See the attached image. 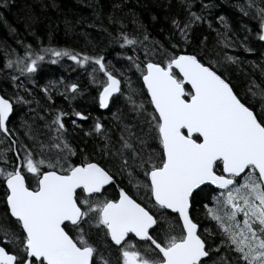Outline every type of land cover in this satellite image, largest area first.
I'll list each match as a JSON object with an SVG mask.
<instances>
[{"label": "snow or ice", "instance_id": "snow-or-ice-1", "mask_svg": "<svg viewBox=\"0 0 264 264\" xmlns=\"http://www.w3.org/2000/svg\"><path fill=\"white\" fill-rule=\"evenodd\" d=\"M179 6L166 17L168 46L150 40L130 9L134 35L108 14L117 26L108 43L119 45L117 57L126 62L119 68L103 50L89 55L44 44L28 31L31 15L24 29L35 44L23 37L15 48L0 42V73L13 89L0 90V264H264V65L259 79L237 92L227 68L239 57L223 51L235 47L227 18L215 17L221 31L208 19L211 0ZM233 7L255 21L256 38L264 41V0H236ZM198 24L216 33V43L196 38L200 51L189 52ZM240 28V47L252 52V29ZM62 57L91 68L99 109H110L117 94L125 101L112 112L115 137L99 117L84 133L102 141L91 154L73 146L68 113L51 106V88L62 81L39 86L46 106L25 86H36L44 61ZM64 87L65 99L80 93L77 83ZM78 154L83 158L74 162ZM201 211L215 229L202 227Z\"/></svg>", "mask_w": 264, "mask_h": 264}, {"label": "trees", "instance_id": "trees-1", "mask_svg": "<svg viewBox=\"0 0 264 264\" xmlns=\"http://www.w3.org/2000/svg\"><path fill=\"white\" fill-rule=\"evenodd\" d=\"M204 2L208 3L209 0H204ZM211 2L216 5L208 14V19L212 21V27L223 31L215 19L216 16L222 14L228 20L229 35L235 33V36L232 37L235 47L223 49V51L239 57L238 64L228 65L227 75L236 86V91L243 94L248 79H259L260 77V66L264 65V59H262L264 41H259L256 38L255 21L244 17L237 8L233 7L236 0H211ZM113 4H122V8L114 10ZM166 5H170V7L166 8ZM129 9L135 13V19L143 25L150 40H156L168 46L167 37L171 35V25L166 17H171L180 11L179 0H8V7L0 6V42H5L15 48V40L23 37L26 42L35 44L34 37L26 34L24 29L25 19L31 15L32 20L29 22L28 31H34L44 44L50 42L52 46L68 48L76 52H87L89 55L100 54L103 50L107 58L119 68L121 64H126V62L117 57V53L122 51L119 45L108 43L110 39L108 33L116 35L117 26L110 24L107 17L109 13H113L115 17L121 19L124 25L123 30L134 35L135 25L132 22L133 16L128 14ZM78 21L79 23H77ZM241 24L252 29L248 39V46L253 49L252 52H246L240 47V42L246 35V32L240 28ZM13 29L16 30V33H13ZM103 29H107V31ZM204 36L208 37L210 46L216 43V33L211 31L206 24H198L194 29V43L187 48V51L199 52L200 49L195 47V44L198 43L196 38ZM217 51H221V49L218 48ZM140 55L142 59V53ZM249 61L255 62L257 67L254 68ZM88 71H91L90 67ZM88 71L67 57L60 58V62L56 64L46 60L41 64L35 76L36 86L33 87L31 84L25 86L32 89L33 97L38 99L41 105L46 106L44 94L40 92L39 86L49 81L54 82V84L62 81V83L55 84L51 88L53 97L51 106L68 113L63 119L73 146L78 149L84 148L86 154H91L93 146L102 141L95 133L90 136H85L84 133L91 130L94 118L99 117L101 123L105 125V132L115 137L118 133V127L112 120V112L117 107H123L125 101L123 97L117 94L115 103L110 109H99L95 99L97 88L91 83ZM137 76L138 74H134V70L130 74L134 86L139 88L142 81L136 83ZM69 83H77L80 88V93L74 99L70 97V94H68L69 99H65L64 86ZM5 84L6 89L3 87ZM0 89L7 90L9 94L13 91L10 81L5 78L4 73H0ZM32 107H36V105L33 104ZM24 111L26 109L23 108L21 112ZM74 111L84 113L88 119L71 118L70 116ZM73 119L77 121L78 127L72 125ZM18 136L22 137V131ZM83 155L78 154L77 157L73 158V161L79 162ZM118 183L120 186H125L127 181L118 179ZM2 192L3 189L0 187V195ZM2 211L3 209L0 207V212ZM198 219L201 220V224L205 222L204 218L198 216ZM113 255H115V251H113Z\"/></svg>", "mask_w": 264, "mask_h": 264}, {"label": "flooded vegetation", "instance_id": "flooded-vegetation-1", "mask_svg": "<svg viewBox=\"0 0 264 264\" xmlns=\"http://www.w3.org/2000/svg\"><path fill=\"white\" fill-rule=\"evenodd\" d=\"M0 90H1V89H0ZM20 111H21V109H20ZM70 117H71V118H75L74 115H71ZM21 138H22V137H21ZM113 189H115V186H113L112 188H109V189H108V193H109V194L112 193V192L114 191ZM199 217H200V218H203V212H202V211H201ZM202 227H210V228H212V229H215V224H214V222H210V221L205 220V222H202ZM209 264H211L210 261H209Z\"/></svg>", "mask_w": 264, "mask_h": 264}, {"label": "rangeland", "instance_id": "rangeland-1", "mask_svg": "<svg viewBox=\"0 0 264 264\" xmlns=\"http://www.w3.org/2000/svg\"><path fill=\"white\" fill-rule=\"evenodd\" d=\"M3 86V85H2ZM5 89L7 88L6 84L3 86ZM21 111H23V107H21Z\"/></svg>", "mask_w": 264, "mask_h": 264}, {"label": "water", "instance_id": "water-1", "mask_svg": "<svg viewBox=\"0 0 264 264\" xmlns=\"http://www.w3.org/2000/svg\"><path fill=\"white\" fill-rule=\"evenodd\" d=\"M103 110H106V109H103Z\"/></svg>", "mask_w": 264, "mask_h": 264}]
</instances>
